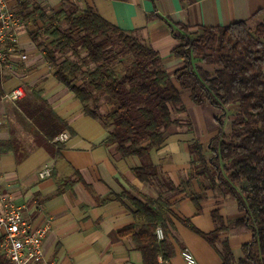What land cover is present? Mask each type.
<instances>
[{
  "label": "crops",
  "instance_id": "obj_1",
  "mask_svg": "<svg viewBox=\"0 0 264 264\" xmlns=\"http://www.w3.org/2000/svg\"><path fill=\"white\" fill-rule=\"evenodd\" d=\"M74 5L78 9L93 7L102 17L125 31L141 36L163 58L166 69L172 73L184 64L183 59L171 56L178 41L170 25L154 15L158 13L173 23L189 26L195 36L210 26H224L249 20L264 9V0H9L17 12L29 11L37 3L53 12ZM27 7V8H26ZM260 14L255 20H263ZM251 23L254 21H250ZM19 33L26 60H20L14 69L6 71L2 82L4 96L0 97V211L6 204L23 207L34 226L48 225L43 240V258L38 264H144L141 250L130 236L119 232L136 223L135 206L126 193L142 200V195L169 200L173 222L172 238L175 252L167 264H188L182 250L188 249L199 264H223L217 249L184 220L204 233L213 232L217 224L213 212L218 211L225 225L242 215L237 202L224 194L209 166L192 164L194 156L190 145L198 141L209 157L211 140L219 134L216 121L218 110L210 105H196L189 90H181L187 112L181 125H172L164 144L151 152V162L162 174L141 180L136 169L143 165L139 156L124 157L116 145L105 142L112 125L86 114L81 101L55 76L56 65L45 58V52L34 42L31 26L25 22ZM34 29V28H33ZM64 56L59 57L62 61ZM208 70L214 65L199 63ZM23 87L25 95L15 101L6 94ZM41 96L55 113L66 121L70 129L61 131L54 140L43 134L28 110ZM188 116L193 129L187 130ZM225 118V131L231 121ZM227 125V128H226ZM67 132V140L58 136ZM62 143L61 149L54 145ZM59 150V155L56 154ZM53 152V153H52ZM51 175L41 177L45 168ZM82 176L71 187L60 190L57 179L69 178L75 172ZM164 174V176H163ZM193 175V176H192ZM168 177L176 187L170 190ZM201 196L202 210L198 212L193 201ZM228 238L235 264L243 256V245L250 242L253 232L237 227L220 233ZM162 260V257H159Z\"/></svg>",
  "mask_w": 264,
  "mask_h": 264
},
{
  "label": "trees",
  "instance_id": "obj_2",
  "mask_svg": "<svg viewBox=\"0 0 264 264\" xmlns=\"http://www.w3.org/2000/svg\"><path fill=\"white\" fill-rule=\"evenodd\" d=\"M66 4L64 1L61 9L48 12L36 3L31 10L17 14L24 24H36L37 19L43 22L31 36L45 58L56 65V78L75 93L86 114L113 126L104 143L116 145L124 157L142 159L143 165L136 169L141 180L162 174L152 164L151 152L164 144L172 125H181V116L187 112L181 90H189L196 105L208 103L218 110L219 134L210 142L209 157L204 145L194 141L190 145L192 164L198 161L197 168L210 166L214 170L222 192L237 202L242 215L225 225L214 211L217 227L210 233L196 229L189 219L184 222L217 249L223 264H235V259L229 239L220 233L237 227L250 229L253 238L243 245L238 264H264V19L255 20L264 9L249 20L206 27L195 36L188 33V25L156 13L155 17L170 25L178 41L171 56L184 61L170 73L164 58L141 36L109 22L93 7L80 10ZM60 56H64L62 61ZM199 62L215 68L208 70ZM21 106L51 140L70 129L41 96L32 111L25 104ZM233 107L235 117L226 132L225 118ZM185 119L187 130H192L190 118ZM7 144L1 143L0 152ZM54 145L62 147L60 141ZM53 154L58 156L59 150ZM81 178L76 171L72 177L57 181L63 190ZM165 179L169 189L176 190L170 179ZM125 195L133 202L138 221L119 234L132 238L143 253L144 264H167L175 252L172 204L162 196L142 195L139 200L129 192ZM201 198H193L198 212L202 210ZM158 227L165 233L163 239L158 238ZM0 264H10L1 247Z\"/></svg>",
  "mask_w": 264,
  "mask_h": 264
},
{
  "label": "built area",
  "instance_id": "obj_3",
  "mask_svg": "<svg viewBox=\"0 0 264 264\" xmlns=\"http://www.w3.org/2000/svg\"><path fill=\"white\" fill-rule=\"evenodd\" d=\"M24 21L12 8L9 0H0V75L6 78V71L14 69L20 60L28 58L20 44L19 33ZM25 95L23 87H16L6 94L7 98L19 100ZM69 134L63 132L58 140H67ZM52 169L45 168L41 177L50 176ZM0 211V247L2 254L10 264H38L43 258V240L48 232V225L34 226L23 207L6 204ZM159 239L165 237L161 227L157 229ZM182 256L188 264H199L190 250L183 249Z\"/></svg>",
  "mask_w": 264,
  "mask_h": 264
},
{
  "label": "rangeland",
  "instance_id": "obj_4",
  "mask_svg": "<svg viewBox=\"0 0 264 264\" xmlns=\"http://www.w3.org/2000/svg\"><path fill=\"white\" fill-rule=\"evenodd\" d=\"M33 28H34V29H33ZM37 28H38V27H36L35 25H32V26H31V29H32V30L30 31V33L33 32V31H36ZM199 63H200V62H199ZM106 108H107V107H106ZM234 109H235L234 107L230 109L229 117H228V119H230V121L233 120L234 117H235V111H236V110H234ZM230 126H231V125H230ZM226 128H227V125H226Z\"/></svg>",
  "mask_w": 264,
  "mask_h": 264
}]
</instances>
